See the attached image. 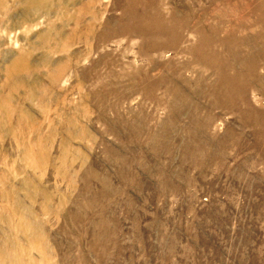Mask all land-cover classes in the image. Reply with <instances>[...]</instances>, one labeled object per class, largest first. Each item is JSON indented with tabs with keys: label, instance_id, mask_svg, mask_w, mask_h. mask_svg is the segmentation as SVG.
I'll use <instances>...</instances> for the list:
<instances>
[{
	"label": "rangeland",
	"instance_id": "rangeland-1",
	"mask_svg": "<svg viewBox=\"0 0 264 264\" xmlns=\"http://www.w3.org/2000/svg\"><path fill=\"white\" fill-rule=\"evenodd\" d=\"M0 264H264V0H0Z\"/></svg>",
	"mask_w": 264,
	"mask_h": 264
}]
</instances>
